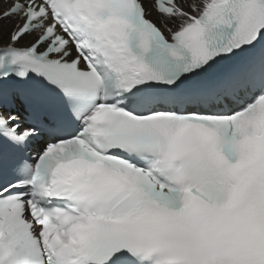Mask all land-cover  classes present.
<instances>
[{
  "label": "snow or ice",
  "instance_id": "snow-or-ice-1",
  "mask_svg": "<svg viewBox=\"0 0 264 264\" xmlns=\"http://www.w3.org/2000/svg\"><path fill=\"white\" fill-rule=\"evenodd\" d=\"M0 264H264V0H0Z\"/></svg>",
  "mask_w": 264,
  "mask_h": 264
}]
</instances>
